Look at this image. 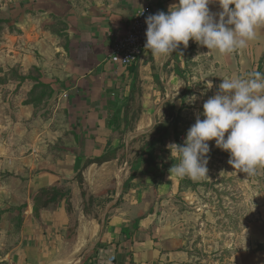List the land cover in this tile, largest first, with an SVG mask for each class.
I'll return each mask as SVG.
<instances>
[{
    "label": "crops",
    "instance_id": "obj_1",
    "mask_svg": "<svg viewBox=\"0 0 264 264\" xmlns=\"http://www.w3.org/2000/svg\"><path fill=\"white\" fill-rule=\"evenodd\" d=\"M26 1L16 22L18 33L0 50V75L6 76L0 80V207L20 200L27 207L11 254L9 214L1 212L0 264H189L192 246L182 233L185 224H176L164 208L178 188V177L169 169L161 174L157 164L144 165L130 179L129 152H124L126 161L120 152L154 129L169 102L165 96L182 85L185 48L180 45L166 58L148 50L131 67L112 56L116 40L148 0ZM176 2L159 0V6L167 12ZM208 7L214 14L222 10L216 2ZM196 47L193 55L208 60L219 85L224 78L257 70L264 55V25L242 50L221 54ZM39 81L52 89L43 104L35 99ZM126 121H134L133 127L126 130ZM80 175L93 194L115 182L111 201L102 211L94 209L98 218L85 212ZM65 182L72 188L78 219L72 244L66 238L65 202L54 212L41 210V222L32 211L38 189ZM150 204L153 210L142 216Z\"/></svg>",
    "mask_w": 264,
    "mask_h": 264
},
{
    "label": "rangeland",
    "instance_id": "obj_2",
    "mask_svg": "<svg viewBox=\"0 0 264 264\" xmlns=\"http://www.w3.org/2000/svg\"><path fill=\"white\" fill-rule=\"evenodd\" d=\"M26 2L0 0V50L10 42V35L18 33L16 22L24 13ZM196 44L189 42L187 47L182 45L186 50L185 55L188 54L184 62L185 74L181 76L182 85L165 96L166 99L170 97L169 103L175 105L174 112L168 110L164 115V110L161 111L153 132L147 136L162 135L163 145H182L196 117L199 115L201 119L204 118L203 103L218 90L216 78L210 74L208 60L197 58L198 53L193 55L197 50ZM204 49L202 46L201 52ZM194 58L198 59L197 62ZM0 72H4L1 66ZM4 78L6 76L0 75V80ZM26 91L24 88L21 96ZM192 96L197 99L189 102ZM143 142L132 144L134 153ZM208 143V177L195 180L187 176L178 177V188L170 194L171 203L164 204V208L173 213L176 224H185L182 233L192 246L189 264H264V250H258L259 245H264V166L257 167L253 175H246L228 164L229 153L215 147L214 140ZM160 147V144L157 145V150ZM171 158L173 165L179 163L177 156L171 155ZM26 207L27 202L22 200L0 207V216L5 210L9 214L7 250L10 254L18 242L16 232L22 224V213ZM179 213L184 218L178 220ZM257 222L260 226L251 228Z\"/></svg>",
    "mask_w": 264,
    "mask_h": 264
},
{
    "label": "clouds",
    "instance_id": "obj_3",
    "mask_svg": "<svg viewBox=\"0 0 264 264\" xmlns=\"http://www.w3.org/2000/svg\"><path fill=\"white\" fill-rule=\"evenodd\" d=\"M212 2L219 4V13L210 11ZM145 23L144 48L155 56L166 58L190 40L229 54L255 39L256 29L264 25V0H177L167 12L148 15ZM217 87L203 103L204 118L196 117L183 144L167 145L179 159L170 174L193 180L208 177V142L213 140L215 147L229 153L228 164L235 170L253 175L264 166V73L224 78ZM196 99L192 96L189 102Z\"/></svg>",
    "mask_w": 264,
    "mask_h": 264
},
{
    "label": "trees",
    "instance_id": "obj_4",
    "mask_svg": "<svg viewBox=\"0 0 264 264\" xmlns=\"http://www.w3.org/2000/svg\"><path fill=\"white\" fill-rule=\"evenodd\" d=\"M62 24L63 22L61 23V25ZM256 71L264 73V55L261 57ZM12 72L14 76H18V72L16 70L13 69ZM34 91L36 95L35 99L36 100L39 99L41 104L45 103L48 96L52 94L51 87L43 83L42 81H39L36 84ZM163 108H164V115H165L168 110H170V112L173 113L175 110V105L168 102L164 105ZM139 110H140V106L137 107L136 117L139 116V112H140ZM133 125H134V121L132 122L126 121L125 122L126 130L132 128ZM148 134H146L144 137L142 136L141 138H135L130 144L128 149H126V147H123V149H121L120 151L121 156H122V161H126L125 154H124L125 150L129 152L128 160L130 164L132 165V175L130 179L134 178L140 170L142 171L144 169V165L151 167V166H156L157 164H161V174H164L165 171L167 169H170L174 163L173 159L171 158V153L167 145H163L162 135L160 137L153 136L151 138H147ZM139 141H144V142L141 145V148H139L138 151L136 152L134 161H133L131 159V154L133 152L132 144L133 143L135 144ZM159 144L161 145V147L159 150H157V145ZM162 156H167V157L166 159L159 160V157H162ZM79 179L81 181L82 196L84 198L85 212L86 214H89L95 218H98V214L95 212L94 209L97 208L98 211L104 210L105 206L111 201L112 194L115 192V182L112 184L111 187L103 189L102 191L93 194V193H90L87 189H85L84 181L81 178V175L79 176ZM157 188L158 187L156 185L151 186L152 192H156ZM71 197H72L71 186L66 182L60 183L57 185L38 189L35 196L33 197V206H32L34 217L39 222H41V217H40L41 210L47 209V210L54 212L58 209L59 205L62 202L66 203L68 216H69V226H68L66 238L69 244H72L75 241L76 236H77V228H78V219L74 215V212H73ZM119 202H120V199L118 200L117 205L119 204ZM152 210H153V206L152 204H150L149 209H147V211H145L142 216H145ZM108 218H109V215L105 217L104 223H106ZM258 250H264V245L262 244L259 245Z\"/></svg>",
    "mask_w": 264,
    "mask_h": 264
},
{
    "label": "built area",
    "instance_id": "obj_5",
    "mask_svg": "<svg viewBox=\"0 0 264 264\" xmlns=\"http://www.w3.org/2000/svg\"><path fill=\"white\" fill-rule=\"evenodd\" d=\"M161 10L159 0H148L145 5L135 11L126 32L118 37L112 48V56L117 58L121 65L131 67L149 50L144 48L147 29L145 19L148 15Z\"/></svg>",
    "mask_w": 264,
    "mask_h": 264
},
{
    "label": "bare ground",
    "instance_id": "obj_6",
    "mask_svg": "<svg viewBox=\"0 0 264 264\" xmlns=\"http://www.w3.org/2000/svg\"><path fill=\"white\" fill-rule=\"evenodd\" d=\"M214 13V12H213Z\"/></svg>",
    "mask_w": 264,
    "mask_h": 264
}]
</instances>
